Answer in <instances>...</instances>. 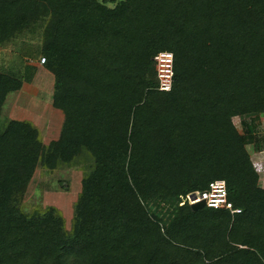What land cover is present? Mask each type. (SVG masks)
I'll return each mask as SVG.
<instances>
[{
  "label": "trees",
  "instance_id": "obj_1",
  "mask_svg": "<svg viewBox=\"0 0 264 264\" xmlns=\"http://www.w3.org/2000/svg\"><path fill=\"white\" fill-rule=\"evenodd\" d=\"M0 0V47L44 58L63 122L44 146L1 117L33 67L0 70V264H264V0ZM41 45L34 47V42ZM174 57L160 92L153 57ZM242 117L243 133L232 119ZM86 157L72 226L23 211L39 166ZM224 181L240 213L189 203Z\"/></svg>",
  "mask_w": 264,
  "mask_h": 264
},
{
  "label": "rangeland",
  "instance_id": "obj_2",
  "mask_svg": "<svg viewBox=\"0 0 264 264\" xmlns=\"http://www.w3.org/2000/svg\"><path fill=\"white\" fill-rule=\"evenodd\" d=\"M101 1H106L108 6H113V2H110L112 0ZM39 45H41L40 42H34V47ZM8 51L9 49L6 48L1 50V71L15 67L19 73L23 74L26 64L33 67V70L29 80L23 81L21 89L7 96L1 110V117L13 120L17 116V121L31 122L39 132L40 141L46 146L58 138L63 122L62 113L52 108L54 77L41 66V57L24 59L18 53L17 56L5 55L9 53ZM12 111H17V115L12 114ZM232 121L237 130L243 133L242 122L249 119L235 117ZM255 133L259 141V150L255 143L248 144L245 149L258 174L257 186L264 189V116H260L256 121ZM85 161H87L86 157H77L70 164L58 163L57 168L52 172L38 166L23 197V211L30 213L35 209L54 207L62 215L65 228L70 230L74 204L81 192V179L87 169Z\"/></svg>",
  "mask_w": 264,
  "mask_h": 264
},
{
  "label": "built area",
  "instance_id": "obj_3",
  "mask_svg": "<svg viewBox=\"0 0 264 264\" xmlns=\"http://www.w3.org/2000/svg\"><path fill=\"white\" fill-rule=\"evenodd\" d=\"M42 58L40 64H44ZM158 82V90L160 92H169L173 85V65L174 57L171 52H159L153 57ZM195 199L192 200L191 194L187 196L189 203H203L207 208L226 209L231 214L240 213V210L234 209L233 205L227 198L226 185L224 181H215L211 183L206 193L195 192Z\"/></svg>",
  "mask_w": 264,
  "mask_h": 264
},
{
  "label": "crops",
  "instance_id": "obj_4",
  "mask_svg": "<svg viewBox=\"0 0 264 264\" xmlns=\"http://www.w3.org/2000/svg\"><path fill=\"white\" fill-rule=\"evenodd\" d=\"M15 46H13V49L10 47V46H4V47H0V53H1V50H2V48H6V49H9V53H6L5 55H8V54H10V55H13V56H17V49L16 48H14ZM17 93V92H16ZM17 107V106H16ZM15 111V110H14ZM14 111H12V114H16L17 113V111L16 112H14ZM17 115V114H16ZM14 118V117H13ZM15 120H17V116H16V118H14ZM13 119V120H14ZM61 120H62V118H61Z\"/></svg>",
  "mask_w": 264,
  "mask_h": 264
},
{
  "label": "water",
  "instance_id": "obj_5",
  "mask_svg": "<svg viewBox=\"0 0 264 264\" xmlns=\"http://www.w3.org/2000/svg\"><path fill=\"white\" fill-rule=\"evenodd\" d=\"M190 196H191L190 198H191L192 200L195 199V195H194V194H191Z\"/></svg>",
  "mask_w": 264,
  "mask_h": 264
}]
</instances>
